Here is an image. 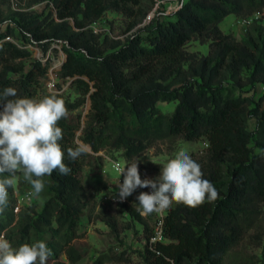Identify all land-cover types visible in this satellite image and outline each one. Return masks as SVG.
I'll use <instances>...</instances> for the list:
<instances>
[{"label": "trees", "instance_id": "trees-1", "mask_svg": "<svg viewBox=\"0 0 264 264\" xmlns=\"http://www.w3.org/2000/svg\"><path fill=\"white\" fill-rule=\"evenodd\" d=\"M49 1L55 7L49 16L16 11L9 21L19 30L18 38L45 51L66 42L59 74L71 79L79 97L67 103L68 116L58 126L71 172L44 177L39 196L46 200L40 211L30 205L16 213L17 198L10 188L0 235L4 232L18 247L43 240L51 250L49 264H77L85 257L76 243L79 228L88 211L92 215L81 174L85 165H96L103 150L122 149L127 158L136 159L160 141L204 140L206 152L189 155L218 190L215 202L194 209L174 204L165 219L166 240L154 249L149 243L154 227L145 217L125 201L118 203V215L127 208L144 224L147 264H264L249 250L251 245L264 246V113L252 107L253 99L236 93L248 85L264 86V17H254L264 13V0H187L165 19L111 42L102 41L93 24L109 10L130 11L132 0ZM231 14L254 17L240 40L220 26ZM4 22L0 15V91L12 87L19 97L39 100L49 63L36 59L27 70L23 60L31 51L4 40L14 33L10 26L2 30ZM192 40L210 41L209 53L186 51ZM88 99L91 108L82 126V114L75 116L71 110ZM170 102H177L175 109L163 111L160 104ZM253 117L260 138L249 128ZM78 130V138L92 151L85 149L70 161L67 149L80 145ZM18 187L32 190L20 173ZM103 219L113 229L118 225L116 215ZM129 260L126 252L105 253L93 264Z\"/></svg>", "mask_w": 264, "mask_h": 264}, {"label": "rangeland", "instance_id": "rangeland-1", "mask_svg": "<svg viewBox=\"0 0 264 264\" xmlns=\"http://www.w3.org/2000/svg\"><path fill=\"white\" fill-rule=\"evenodd\" d=\"M187 0H132L129 2L130 11L121 12L115 10L107 11L97 22L93 24L95 31L99 34L100 39L108 38L111 40L124 41L129 35L137 30L146 27L155 20L165 19V16L176 11ZM16 11H26L41 17L49 16L52 11L55 12L54 5L49 0H0V15L5 22L2 30L5 31L10 26L14 28V33L8 35L4 40L17 43L22 48L31 51V56L23 60L27 70L32 66L36 59H42L44 64L49 63V70L46 77L41 79L39 86L40 99L47 95H60L65 105L73 102L79 97V93L71 86V79L60 77L59 71L67 55L61 45L52 44L47 51L35 44L27 43L17 35H21L16 29L15 24L9 19L14 16ZM55 14V13H54ZM264 17L263 14H256L254 17ZM254 17H243L236 14L227 16L220 24L226 34H232L237 39H242L246 29ZM137 23L135 28L129 30V26ZM264 23V18H263ZM210 41L203 43L199 40H192L185 46L186 51L196 53L199 56L207 55L210 51ZM20 60H17L19 62ZM53 85V88L49 84ZM243 93L246 97L253 99L252 107L258 106L259 113H264V86L261 84L248 85L239 88L236 93ZM90 99L81 108L71 110L75 116L82 114V126L85 124L86 115L91 108ZM177 102L162 103L161 108L165 112H172ZM249 128L257 131L256 137L260 138L258 131L259 123L257 118L253 117L249 121ZM82 134L81 130L77 132V142L83 145L88 152L91 147L85 145L78 137ZM207 143L204 140H187L177 138L173 141H160L146 153L136 159H129L125 156L122 149H108L100 151L97 155L102 156L96 162V165H85L81 171L82 177L87 187V198L90 199L92 215L86 214L79 228L81 237L76 239V243L85 251V257L77 264H93L103 254H119L126 252L130 257L128 262L123 264H147L145 259L147 239L145 226L130 211L125 208L122 215H118V203L121 201L117 198L118 185L122 177L120 168H124L129 163L139 162V173L142 179H154L160 174V168L170 158H174L177 152L184 150L188 154L195 153L203 155L206 152ZM19 173L14 184L16 198H22L23 207L35 205L40 211L45 203L46 198L37 196L31 189L18 187ZM150 188H137L136 191L125 201L134 209L139 208L136 197L140 192H148ZM31 192V193H30ZM29 193V197L27 194ZM106 215L118 216V225L115 229L107 223L103 217ZM145 217L153 226L155 223V214ZM3 235L13 247H18L15 240L9 239L5 233ZM48 236H45L47 238ZM249 250L256 253L262 263H264V246L251 245ZM62 259L67 261L65 255ZM49 264V260L47 262Z\"/></svg>", "mask_w": 264, "mask_h": 264}, {"label": "clouds", "instance_id": "clouds-1", "mask_svg": "<svg viewBox=\"0 0 264 264\" xmlns=\"http://www.w3.org/2000/svg\"><path fill=\"white\" fill-rule=\"evenodd\" d=\"M0 215L9 205V189L14 187L17 174L31 185L39 196L45 188L44 177L54 172L70 174L65 163V151L60 141L63 130L58 126L68 116L62 98L47 95L42 99L19 97L12 87L0 91ZM85 152L83 145L67 149V158L77 160ZM139 162L129 163L120 169L122 181L117 198L131 196L137 188H150L136 197L141 216L163 213L175 205L197 208L215 202L219 193L211 181L204 178L201 165L186 151L181 150L167 160L154 179H142ZM51 250L43 240L13 247L0 235V264H47Z\"/></svg>", "mask_w": 264, "mask_h": 264}, {"label": "built area", "instance_id": "built-area-1", "mask_svg": "<svg viewBox=\"0 0 264 264\" xmlns=\"http://www.w3.org/2000/svg\"><path fill=\"white\" fill-rule=\"evenodd\" d=\"M180 7L181 6H179L176 10H178ZM61 43L66 44L65 41H60L59 43H53V44L61 45ZM62 49H63V45H62ZM49 85H50V87L53 88L52 84H49ZM118 167L121 169V166L118 165ZM148 192H151V189ZM27 196L29 197V193L27 194ZM22 198H24V197H22ZM22 198L21 199H19V198L17 199V204L15 206V212L16 213L20 212L22 207H23V205H22V200L23 199ZM168 211H169V209L165 210L163 213H154L155 216H156L155 223L153 225V227H154V235L151 237L150 242H149L150 243V247L152 249H154L156 243L164 242L166 240L164 231H165V219H166V216L168 214Z\"/></svg>", "mask_w": 264, "mask_h": 264}, {"label": "water", "instance_id": "water-1", "mask_svg": "<svg viewBox=\"0 0 264 264\" xmlns=\"http://www.w3.org/2000/svg\"><path fill=\"white\" fill-rule=\"evenodd\" d=\"M90 103H91V101H90Z\"/></svg>", "mask_w": 264, "mask_h": 264}]
</instances>
